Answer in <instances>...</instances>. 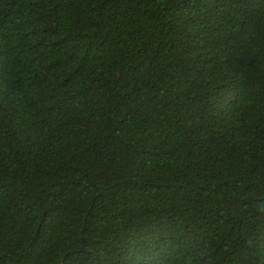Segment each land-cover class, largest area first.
<instances>
[{
	"label": "trees",
	"instance_id": "obj_1",
	"mask_svg": "<svg viewBox=\"0 0 264 264\" xmlns=\"http://www.w3.org/2000/svg\"><path fill=\"white\" fill-rule=\"evenodd\" d=\"M0 264H264V0H0Z\"/></svg>",
	"mask_w": 264,
	"mask_h": 264
}]
</instances>
